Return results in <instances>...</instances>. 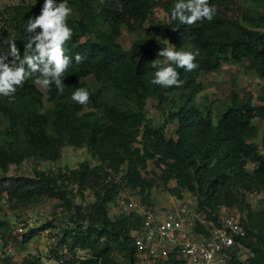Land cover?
<instances>
[{
	"label": "trees",
	"instance_id": "trees-1",
	"mask_svg": "<svg viewBox=\"0 0 264 264\" xmlns=\"http://www.w3.org/2000/svg\"><path fill=\"white\" fill-rule=\"evenodd\" d=\"M209 2L217 9L214 19L187 25L172 18L176 0H69L73 13L68 23L74 35L65 54L73 63L62 77L63 94L53 85L43 92L29 79L13 99L0 97V200L16 208L46 196L62 201L73 223L62 229L58 241L67 253L54 252L62 264H137L132 231L143 219L133 214L111 218L109 205L124 187L149 193L158 180L164 184L174 180V194L196 195L198 208L211 220L217 221L224 208H248L240 240L250 256L246 261L234 256L229 264H264V206L250 208L246 195L264 194V152L254 141L260 130L254 120L264 117V105H256L251 92H233L215 123L212 110H203L197 102L204 90L202 73L223 64L247 62L246 69L264 79V0ZM42 3L32 0L0 7V55L13 59L7 40L15 32L23 57L24 25L40 12ZM156 8L166 16L162 29L170 44L199 50L197 69H178L184 81L180 87L165 89L151 83L152 63L160 60L159 50L167 46L151 27L146 28ZM124 29L141 34V39L126 48L120 41ZM76 54L82 56L79 63ZM91 78L99 83L97 90L91 87ZM78 87L90 91L86 105L71 99ZM150 98L162 110L171 106L161 125L148 115ZM4 122L7 126L1 129ZM170 123H176V137L167 136ZM68 146L86 147L96 164L86 160L71 169L36 168L32 176L8 175L12 165L27 159L58 161ZM149 161L161 169L157 177L143 174ZM70 186L80 194L91 191L94 201L73 208ZM9 228L0 220V237L6 238ZM79 250L88 256H79ZM25 264L42 260L30 256Z\"/></svg>",
	"mask_w": 264,
	"mask_h": 264
},
{
	"label": "rangeland",
	"instance_id": "rangeland-1",
	"mask_svg": "<svg viewBox=\"0 0 264 264\" xmlns=\"http://www.w3.org/2000/svg\"><path fill=\"white\" fill-rule=\"evenodd\" d=\"M30 1L32 0H0V7ZM163 21H166L163 10L156 8L154 16L146 24V28L151 27L157 38L164 40L167 47H173L162 29ZM139 39H141V34L131 33L127 29H124L120 41L126 48H129L133 42ZM162 59L160 57V60ZM246 65L247 62L240 64L230 62L223 64L216 71L205 72L200 76L199 81L203 83L204 90L197 95V102L203 110H212L215 123L229 104L233 92H238L241 95L251 92L254 103L256 105H264V99H262L264 97V79L254 71L247 70ZM90 84L94 90H97L100 86L94 78H91ZM39 87L43 92H46L45 88L40 85ZM45 102L47 106H51V103ZM146 109L149 117L157 125L163 124L168 113L172 110L171 106H167L162 110L158 106V102L153 98L146 101ZM254 122L260 128L259 135L254 141L259 145L261 151L264 152L262 141L264 138V117L256 118ZM5 126H7V122L1 125V129L5 128ZM176 127V123L166 125L168 137H176ZM86 160L92 165L97 162L96 157L86 147L68 146L63 148L62 156L58 161L27 159L19 166L12 165L8 171V175L32 176L36 168L50 171L71 169ZM252 167L253 165H249L250 169ZM161 172V169L153 161H149L143 174L152 178L157 177ZM2 174L3 172L0 170V176ZM174 187V180H171L168 184H164L158 180L149 193H141L139 189L133 190L124 187L115 201L109 205L110 217L115 218L121 214L117 199L126 198L128 202L133 200L143 205H149L144 201H150V204H159L165 201L166 198H169L170 195L174 196V193L171 191ZM69 190L71 192L73 208L76 205H87L94 201V196L89 190H86L83 194L78 193L76 186H70ZM246 195L250 208L261 209L264 206V194L261 191L247 192ZM180 196L185 199L191 198L195 200V203L199 206L197 196L195 195V197L191 192L184 191ZM228 211L238 214L241 221L247 218L248 208L237 206L228 209ZM223 212L224 210L221 209L218 213ZM198 213L207 216L205 211H200V208ZM70 214L71 212L66 210L61 200L49 196L44 197L38 202L17 208L13 207L10 202L4 203L3 200H0V220H4L10 224L6 238L0 237V264H25L27 258H30V256L40 258L42 264H52L48 263V260L54 256L56 250L59 254L67 253V248H61L58 241L62 229L68 226L73 227V223L70 221ZM117 254L121 260V255ZM78 255L87 257L88 253L79 250ZM140 258L138 256L137 264H147Z\"/></svg>",
	"mask_w": 264,
	"mask_h": 264
},
{
	"label": "clouds",
	"instance_id": "clouds-1",
	"mask_svg": "<svg viewBox=\"0 0 264 264\" xmlns=\"http://www.w3.org/2000/svg\"><path fill=\"white\" fill-rule=\"evenodd\" d=\"M216 11L209 0H176L171 15L182 24L194 25L205 19L212 21ZM72 13L69 0H43L40 12L29 16L24 25L23 31L27 35L23 57L16 44L17 34L13 32L8 37V48L13 59L9 61L6 55H0V97L13 99L18 88L23 87L29 79L45 89L55 85L58 92L63 94L65 84L62 77L73 63V59L65 54L67 42L74 35V28L68 23ZM198 55V49L161 48L158 56L163 59L153 61L155 73L151 83L165 89L182 86L184 81L178 69L188 72L197 69ZM74 59L79 63L82 56L76 54ZM90 95L88 88L78 87L71 93V99L86 105Z\"/></svg>",
	"mask_w": 264,
	"mask_h": 264
},
{
	"label": "built area",
	"instance_id": "built-area-1",
	"mask_svg": "<svg viewBox=\"0 0 264 264\" xmlns=\"http://www.w3.org/2000/svg\"><path fill=\"white\" fill-rule=\"evenodd\" d=\"M117 204L121 214L143 219L132 236L138 256L147 264H229L234 256L242 261L250 256V249L240 240L245 228L239 215L228 209H223L217 221L211 220L198 213L195 200L176 194L159 204L143 205L126 198L117 199ZM48 261L62 264L57 256Z\"/></svg>",
	"mask_w": 264,
	"mask_h": 264
}]
</instances>
